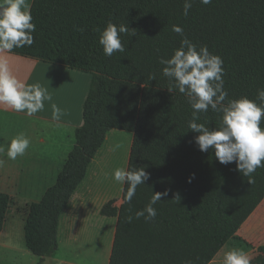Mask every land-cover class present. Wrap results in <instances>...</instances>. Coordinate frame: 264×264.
Returning <instances> with one entry per match:
<instances>
[{"label":"trees","instance_id":"1","mask_svg":"<svg viewBox=\"0 0 264 264\" xmlns=\"http://www.w3.org/2000/svg\"><path fill=\"white\" fill-rule=\"evenodd\" d=\"M183 4L33 1L34 43L12 51L91 74L76 145L56 183L24 207L25 241L35 255L56 254L60 218L114 129L133 133L127 169L145 167L150 179L137 187L131 203L124 198V184L123 204L111 199L101 209L102 215L118 218L109 264H210L231 239L243 240L238 231L264 200V167L245 177L235 162L224 165L212 150H199L198 133L188 127L193 110L178 89L168 91L172 82L163 76L159 58L180 47L182 37L172 30L178 25L193 43L207 45L223 59L230 99H255L257 89L264 88V0H212L209 5L193 0L188 16ZM109 20L136 33L122 34L125 52L111 57L99 44ZM197 122L219 128L222 114L209 109ZM165 190L168 195L154 205V220L135 218L153 193ZM15 205L11 194L0 191V231ZM259 250L251 264H264V245Z\"/></svg>","mask_w":264,"mask_h":264},{"label":"clouds","instance_id":"2","mask_svg":"<svg viewBox=\"0 0 264 264\" xmlns=\"http://www.w3.org/2000/svg\"><path fill=\"white\" fill-rule=\"evenodd\" d=\"M193 0H184L183 15L188 16ZM209 5L212 0H200ZM27 0H3L0 2V53L11 52L15 48L31 46L34 43L33 33L36 25ZM172 30L182 37L180 47L169 58L160 57L163 65L162 74L172 82V88L184 94L192 108V118L188 122L191 131L198 133L194 138L201 152L212 150L219 163L228 165L235 162L236 170L245 177H251L258 168L264 167V88H258L255 99L242 96L230 99L224 87L223 59L209 51L207 45L198 46L185 34L184 29L173 25ZM98 31H100L98 29ZM122 34L135 36V29L128 25L116 24L111 20L101 31L99 44L105 56L125 52ZM151 79H155L153 75ZM53 99L48 89L40 83L26 84L14 76L7 60L0 59V105L7 106L17 113L31 117L45 108V102ZM52 119L59 121L66 113L52 103ZM213 112L222 114L219 128L210 129L205 123H198L201 113ZM30 144L24 133L18 134L7 146L6 156L16 160L23 156ZM116 147H119L118 145ZM115 150V149H114ZM4 148L0 147V153ZM4 163L0 160V165ZM112 178L121 184H127L125 200L131 203L137 187L145 185L150 173L145 167L128 170L124 167L114 169ZM195 178L192 174L191 179ZM251 182V181H249ZM168 191L153 193L149 203L135 218L144 217L154 220L157 209L154 205L166 197ZM175 199H180L177 195ZM133 217L127 221L131 223ZM191 264V261L186 262ZM223 264H251L249 255L242 249H232L224 254Z\"/></svg>","mask_w":264,"mask_h":264},{"label":"crops","instance_id":"3","mask_svg":"<svg viewBox=\"0 0 264 264\" xmlns=\"http://www.w3.org/2000/svg\"><path fill=\"white\" fill-rule=\"evenodd\" d=\"M33 1L27 0L30 6ZM0 59L7 60L11 73L19 80L26 84L38 82L53 97L51 102H45L43 111L31 117L0 105V147L4 148L0 153V160L4 161L0 165V191L11 194L16 204L26 205L39 201L56 183L70 151L76 145L75 131L83 123L91 74L13 51L0 53ZM70 79L74 81L70 82ZM79 83H85V91L73 106ZM52 103L66 113L59 121L52 119ZM20 133L29 138V147L23 156L10 160L6 156L7 146ZM83 193L86 194L87 190H76L60 218L59 247L52 257L41 258L32 253L23 232L17 231L8 216L4 229L0 231V264L5 260L11 264H109L118 218L73 215L82 208L79 201ZM24 223L23 220L20 228L23 229ZM238 235L243 240L231 239L210 264L223 256L227 249L240 244L244 245L242 250L251 261L259 257V247L264 245V200L242 225Z\"/></svg>","mask_w":264,"mask_h":264},{"label":"rangeland","instance_id":"4","mask_svg":"<svg viewBox=\"0 0 264 264\" xmlns=\"http://www.w3.org/2000/svg\"><path fill=\"white\" fill-rule=\"evenodd\" d=\"M71 81L74 80L70 79V82ZM69 85L71 86V84ZM85 86V83H79L77 92H75V97L72 104L73 106L77 105L76 102L80 101V98L85 91ZM132 141V132L117 129L109 131L104 145L99 150L98 154L96 155V159H94L88 169L86 179L78 188L81 191L87 190V193H83V198L81 201H79V205L82 206V208H78L77 212L73 215H87V217H90L91 215H102V207L111 199H116L115 204L118 206L123 204L122 193L124 184L116 182L112 178V173L116 168L124 167L127 169ZM117 145L119 147H116ZM26 205L16 204L12 208L9 215V219L12 220L10 223H14L17 227V231L23 232V234L24 227L23 229L20 228V223L24 220L26 215L24 210ZM228 247L229 246H227V248ZM243 247L244 245L240 244L239 246H235L233 249H242ZM230 250H232V248L227 249V251ZM223 258L224 255L219 256V258L212 264H223ZM255 260L251 261V263ZM5 262L7 264H11L9 260H5ZM5 262H3V264H6Z\"/></svg>","mask_w":264,"mask_h":264}]
</instances>
